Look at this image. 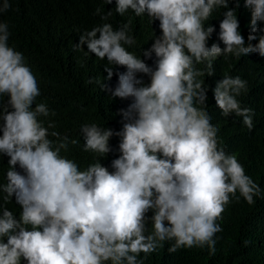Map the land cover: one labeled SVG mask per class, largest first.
I'll return each mask as SVG.
<instances>
[{"label": "clouds", "instance_id": "1", "mask_svg": "<svg viewBox=\"0 0 264 264\" xmlns=\"http://www.w3.org/2000/svg\"><path fill=\"white\" fill-rule=\"evenodd\" d=\"M104 2L110 11L95 12L102 21L115 6L120 16L146 15L151 25L159 21L162 35L143 49L142 58L126 47L136 44L129 34L131 20L119 28L102 23L79 36L74 51L86 44V54L106 60L107 77H92L86 84L97 83L113 98L131 101L120 110L119 131L95 122L81 125L82 151L96 161L86 168L61 154L79 140L52 130L51 120L44 126L40 118L56 112L37 103V77L24 54L9 46V26L0 22V157L10 158L7 183H0V264H146L165 244L169 254L207 248L214 255L227 207L241 198L250 206L256 197L264 198L238 155L226 151L218 136L206 103L210 86L201 79L214 75L221 56L264 57V28L258 26L264 23V0H245L251 12L247 44L236 15L240 0ZM10 7L4 0L0 13ZM221 9L218 40L224 47L215 42L209 47L216 29L208 21ZM153 53L154 68L145 60ZM138 74L149 76L150 83ZM114 75L113 90L105 81ZM247 84L239 75H225L212 91L221 114H235L234 122L251 131L255 112L237 99ZM113 137L120 139L119 156L110 171L102 160L113 151ZM13 199L19 218L6 206Z\"/></svg>", "mask_w": 264, "mask_h": 264}, {"label": "trees", "instance_id": "2", "mask_svg": "<svg viewBox=\"0 0 264 264\" xmlns=\"http://www.w3.org/2000/svg\"><path fill=\"white\" fill-rule=\"evenodd\" d=\"M3 2L4 0H0V6ZM9 3L10 9L0 13V22H6L11 33L9 46L24 54L26 63L37 77L41 89L37 103H46L56 112L55 116L40 119L44 121L45 127L51 120L56 124V128L52 130L59 131L62 135L67 134L70 140H79L76 145L69 143L68 151H62L61 154L86 168L96 161L93 159L94 154L82 151L84 141L80 132L81 125L95 122L102 128L110 127L119 131L123 124L120 110L127 109L131 101L113 98L109 91H102L97 83L86 84L92 77L101 80L107 77L104 70L106 60L101 61L94 54H86V44L83 51H74V46L79 43V36L93 26L111 23L114 28H119L131 20L129 34L135 37L136 44L126 47L142 58L143 49H150L155 37L162 35L159 21L151 25L146 15L120 16L116 13L115 6L113 15L107 21H102L95 12L97 8L101 9L102 14L110 11L104 0H9ZM112 4H115V0ZM244 4L245 0H240L236 15L247 44V37L251 32V12ZM230 7L234 8L235 4L230 3ZM223 11L213 12L208 21V25L216 29L208 42L209 47L214 42L224 47L218 40ZM258 26L264 28V23L258 22ZM252 43H258V40ZM145 60L150 67H155L154 53L151 60ZM197 67L205 69L206 65ZM118 71L126 69L119 68ZM225 75H239L248 82L247 92L237 99L242 102V106L252 108L255 112L254 129L251 131L242 126V123L234 122L235 114L225 118L216 106L212 89ZM138 78H142L145 84L150 83V77L145 74H138ZM201 79L205 81V87L210 86L206 103L213 117L212 123L219 127L218 136L222 138L226 151L238 155L246 173L260 185L264 195V57H260L258 53H250L239 59H225L221 56L214 62V75L208 76L206 73ZM117 82L118 77L115 75L110 81H105L113 90ZM9 98L5 97V100ZM119 142V137L111 139L113 151L102 160L109 168L111 161L119 156ZM9 159L7 156L0 157V183H7ZM112 170L111 168L110 171ZM17 171L23 174L18 165ZM255 200L256 203L250 206L241 198L239 203L233 202L227 207L221 222L223 232L217 234L220 238L214 255H209L207 248L182 249L169 254L168 244H165L164 248L149 257L146 264H264V198L256 197ZM6 206L19 218L21 209L14 199Z\"/></svg>", "mask_w": 264, "mask_h": 264}, {"label": "bare ground", "instance_id": "3", "mask_svg": "<svg viewBox=\"0 0 264 264\" xmlns=\"http://www.w3.org/2000/svg\"><path fill=\"white\" fill-rule=\"evenodd\" d=\"M74 57V56H73ZM67 58V57H66ZM71 60V59H70ZM71 62V61H70ZM71 64H73L72 62H71ZM73 68V67H72ZM77 68V67H76Z\"/></svg>", "mask_w": 264, "mask_h": 264}]
</instances>
